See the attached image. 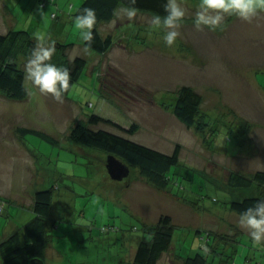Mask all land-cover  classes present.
<instances>
[{
  "label": "rangeland",
  "instance_id": "obj_1",
  "mask_svg": "<svg viewBox=\"0 0 264 264\" xmlns=\"http://www.w3.org/2000/svg\"><path fill=\"white\" fill-rule=\"evenodd\" d=\"M82 2L55 0L49 5L53 6L58 17L46 15L43 18L46 7L38 0H0V33L6 32L10 26V17L4 14L5 10L8 14L13 12L14 19L19 21L18 28L28 20L26 28L36 30L35 34L43 29L57 33L61 20L74 18ZM58 3L60 9H57ZM197 3L198 0H194V5L188 3L189 9L195 12ZM193 20L186 22L193 23ZM227 20L228 16L224 20L226 23L223 22V30H190L184 35L179 30L184 42L187 40L195 47L203 39L199 50L205 60H194L196 56L193 54L189 60L175 52L170 53L165 49L164 41L160 43L158 40L160 33L153 32L158 36V45L152 37L153 44L149 37L144 38L146 32L137 33L138 27L133 34L127 28L125 31L132 42L135 40L140 44V50L136 49L130 55L120 52L116 47L118 42H124L123 37L119 40L115 37L110 52L97 53L84 45L73 22H65L66 35H72L69 41L76 43L69 56L85 57L87 67L68 94L63 95L62 101H57L51 94L39 93L27 79L29 96L26 100H10L0 92V183L8 185L13 172L22 174L26 168L33 170L36 165L42 183L36 190L55 185L50 218L55 222L53 243L57 253L53 259L57 260L49 259V264H131L129 255L136 244L128 238L136 239L144 233L143 223L136 213L145 212L152 218L158 208L165 209L173 218L176 227L172 245L179 251L203 252L211 262L215 251L207 253L202 247L207 241L219 245L231 243L238 249L235 252L231 244L226 253L223 249L224 263L234 251L241 264L244 256L241 253L250 246V236L248 230L239 225L238 213L232 212L221 200L239 198L247 189L246 195L252 193L250 187L224 188L230 170L237 169L250 175L254 170L264 169V125L259 122L264 120V91H259L255 84L261 82L264 85V39L260 41V37H264V17L260 19L258 15L250 23L237 17ZM38 24L42 28H37ZM27 60L20 58L24 68ZM184 85L192 86L203 95V109L210 123L204 134L188 128L170 113L177 91ZM92 113L128 126L139 123L142 128L128 137L163 152L172 153L180 144V163L175 167L178 173L174 177L179 185L187 188L191 197L183 196L182 192L179 194L177 189L161 190V194L154 195L156 192L147 186L152 184L136 167H130V175L115 180L106 168L107 153L81 145L86 154L90 152L89 155L76 150L77 143L66 137L77 120L86 119ZM5 121L43 130L57 142L29 131L24 137L29 152L22 151L21 156L15 154L13 157L16 148L12 151L11 145L15 139ZM224 122L229 124H220ZM249 122L254 126L251 127ZM212 126L219 128L220 143L214 142ZM231 126H237L234 127L237 134L226 132ZM239 126L251 129L241 133L243 127ZM113 129L122 132L114 127L108 128ZM239 144L242 151L237 150ZM63 185H71V190ZM120 185L133 186L125 192ZM171 186L174 188L175 183ZM15 216L10 206H5L4 213L0 214V233L5 227L10 229ZM113 225L119 229L106 227ZM196 228L203 230L205 241L202 245V237ZM238 229L243 232L236 236L238 241L234 243L229 237ZM212 230L224 234V238L212 233L207 239V231ZM256 249V246L245 249L244 254L250 253L252 264H257L260 259L264 264L263 253Z\"/></svg>",
  "mask_w": 264,
  "mask_h": 264
},
{
  "label": "trees",
  "instance_id": "obj_2",
  "mask_svg": "<svg viewBox=\"0 0 264 264\" xmlns=\"http://www.w3.org/2000/svg\"><path fill=\"white\" fill-rule=\"evenodd\" d=\"M38 1L41 6L47 7L49 1L55 0ZM165 2L166 0H136L133 6L137 11L149 12L153 15H165L166 13L163 8ZM130 4L131 0H83L75 12V16L85 7L95 9L97 16V21L93 28L94 39L91 42V47L87 46L88 48L98 53H106L114 45L115 36L112 33L103 36L99 27L102 23L109 22L115 18L118 6L124 5L129 7ZM54 16L56 17V13H54ZM83 42L86 46L87 42ZM37 43L35 34L28 28L13 27L4 33H0V92L7 99L23 101L28 98L29 89L26 85L25 68L20 63V58L25 57L29 59V55ZM53 43L56 52L51 62L70 69V88L64 93L68 94L87 67V59L77 55L74 56L75 59L73 60V57L69 56L75 44L72 41L56 39ZM177 92L173 114L188 128H195L201 134L206 133V128L210 123L203 109L204 98L202 93L189 85L182 86ZM100 124L106 126L103 127ZM220 124L228 125L229 123L224 122ZM249 125L252 127L251 122H249ZM112 127L122 132H114V129L113 131L108 130V128L112 129ZM234 127L237 126H231V129L226 130V132L237 134ZM251 127H243L240 132L247 133ZM138 129L139 125L135 122L126 127L116 120L92 113L88 114L86 119H80L74 123L68 138L81 146L100 149L107 153V155H116L129 164L130 167L138 168L141 176L147 178L152 185L160 190L169 192L171 189H177L179 194L182 192L183 196L191 197V194H187V188L179 185L174 177L178 173L175 167L180 163L181 145L177 144L172 153L163 152L128 137V135L135 134ZM32 131L42 135L53 143L57 142L47 132L40 130ZM212 131L214 142L216 140L219 142V128L212 126ZM226 146L228 147V145ZM172 183H175L174 188L171 186ZM223 186L226 189L230 188V190L250 187L251 194L246 195L249 192L247 189L240 194L243 196L239 198L231 197L221 200L227 208L240 215L241 212L247 207L252 206L258 199H264V169L256 170L250 175L236 169L230 170L226 185ZM53 197L54 187L50 185L35 192L33 205L35 215L33 218L0 240V258L2 264H49L47 261V245L51 235L47 226L51 217ZM3 201L4 199L0 198V214L4 213L5 210L6 203ZM142 225L144 233L140 237L131 264H158L162 255L172 246L176 225L172 216L166 213L162 214L156 223H143ZM114 227L118 228L117 226ZM207 232L206 237L210 239L212 232ZM200 237H202V234ZM220 237L224 238V235L222 234ZM200 240L202 245L205 239L202 237ZM229 244L226 243L218 247L216 244L207 241L206 245L202 247L207 253L215 251V254L225 255ZM232 249L236 252L238 248L232 245ZM234 251L232 255H229L230 257L235 255ZM183 254L184 264H206L208 261L206 255L200 251L193 253L183 252Z\"/></svg>",
  "mask_w": 264,
  "mask_h": 264
},
{
  "label": "crops",
  "instance_id": "obj_3",
  "mask_svg": "<svg viewBox=\"0 0 264 264\" xmlns=\"http://www.w3.org/2000/svg\"><path fill=\"white\" fill-rule=\"evenodd\" d=\"M180 2L182 4V6L186 10V16L184 17L183 23L181 24L179 30L181 31V33L183 35L185 34V32L188 33V31H190V30H192L193 32H194V30L200 32L199 30H197L194 27V23H192V22H186L187 20L190 21L191 19H194V13L195 12L194 11H191L189 9V7H188V3L191 4V5H194V0H192V1H190V0H180ZM54 3H55V1H52L49 4H54ZM49 4L47 5V7L45 8V10L43 11V15H42L43 18L46 15H50V16H52V18H55L54 13H56V11L54 10L53 6H50ZM127 8L128 7H125L124 5L118 6V8L116 10V16H115V18L112 19L109 22L102 23L100 25L99 29H100V32H101V34L103 36H106L107 34L112 33L115 37H118V40H119L120 37H123L122 40L124 42H122V43H119L118 42V45L115 44V46L117 45L116 49H119L120 52H122V53H127L128 55H130L131 53H134L135 52L134 50L140 48V44L137 41H135V40H133V42H132V39L129 37V33L127 31H125L126 28L129 29V31H131V33L133 34V33H135V29L138 27L139 28V31L137 33H142V32L145 33L146 32V34L143 35L144 38L146 36L149 37V39L153 37V39L155 41H156V38L158 36L153 33L154 31H152L150 34H148V32L146 31V30H149V28H150V21H151V19L153 17V14H151L149 12L137 11L136 12V15L134 17H132L131 19H129L126 16V9ZM57 9H60L59 3L57 4ZM63 11H65V10H63ZM195 11H196V9H195ZM0 13H1V10H0ZM4 14H6L8 17H10V19H9L10 20V26L7 28V30L9 28L16 27V25H19V23H18L19 21L17 19H14V17H13L14 16L13 12H12V14H8L6 12V10H5L4 11ZM260 14H263V16H261ZM260 14H259V18L261 19V18L264 17V12H262ZM56 17H58V13H56ZM43 18H42V21H43ZM234 18H235V16H228V20L234 19ZM27 21L22 23V26L24 28H26V25L28 23ZM69 21L70 22H73V18L69 17L68 20H66V18H64V20H61V23L58 25V28H57V30H58L57 33L46 32L45 29H43V31H45V33H46L45 34L46 35L45 46H51L52 45V42L54 40H56V39H61L63 41H69V39H70V37L72 35L71 36L70 35H66V31H65V29H66L65 28V26H66L65 25V22H69ZM224 23H226V22H224ZM38 25L39 26H37V28L40 27V24H38ZM40 28H42V27H40ZM30 31L34 33V31H36V30H34V31L33 30H30ZM43 31L41 33H43ZM37 33H40V30H37ZM156 33L159 34V32H156ZM36 34H35V36H36ZM198 34H197V36H199ZM188 35H190V34H188ZM161 36H162V34L160 33L159 39H158V40H160V43H161V41H163L162 38H161ZM262 39H264V37H262V38L260 37V41ZM202 40L203 39H201L200 42H198L199 43L198 46L195 47V46H193V44L190 45L189 41H187V40H186V42H184L183 36L180 35L179 38H178V40H177L178 43L176 44V48L175 49L173 48V46L172 47H168L167 45H165L166 46L165 49L168 50V51H170V53H174V52L177 53L176 55H178L180 57H184L185 56V58H189L190 54H193V56H196L194 58V60H200V59L203 60L204 57L201 55L200 50H199V48L200 49L202 48L200 46ZM150 42L154 44V42L152 41V39H150ZM150 42H148V43H150ZM156 44L158 45V42L157 41H156ZM157 45H155V47ZM111 48L107 52H110ZM147 48L150 49V47H148V46H147ZM143 51H145V50H143ZM178 52H181L180 55L178 54ZM185 53H189V55L186 56ZM101 54H105V53H101ZM180 60H183V59L180 58ZM189 60H190V58H189ZM257 60L263 61V60H260V58H257ZM116 63H119V62H116ZM114 66H115V64H114ZM118 67L121 68L120 66H118ZM254 82H255V80H254ZM255 84H256V87H257V89L259 91L260 90L264 91V85L261 82H255ZM216 86L219 87V84L216 85ZM232 86L234 87L235 84H233ZM170 113L173 114V107L170 109ZM5 122L7 124V127L8 128H11V130H10L11 132L10 133H12V136L15 139V143L13 145H11V150L12 151H13L14 148H16V150H14V154L12 156L14 157L15 154L16 155H20L19 153L22 152V151L23 152H25V151L29 152L28 151L29 148H28V146H27V144L25 142V138H24L25 137V133H28L29 131H32V130H40V129L29 128V127H26V126H23V125H19V124H12V123L8 124V121H5ZM259 122H260V124L264 125V120L261 119V120H259ZM137 124L139 125V123H137ZM123 125L126 126V127H128L127 124L126 125L123 124ZM252 126H254V124H252ZM141 128H142V126L139 125V129L137 130V132ZM40 131H43V130H40ZM4 138L5 139H9V138H11V136H9V138L8 137H4ZM66 138H67V140H69L68 136ZM7 142H10V141H7ZM81 148L82 147L80 145L76 144L75 149L78 150L81 153L86 154ZM241 148L242 147L239 144L237 150H241ZM245 150H247V149H245ZM246 152H248V151H246ZM89 153L90 152H87L86 155H89ZM263 154H264V149H263ZM237 155L238 154H236V156ZM25 158H27V157H25ZM262 166H264V165H262ZM260 169H262V168H260ZM255 171L256 170H254V172ZM130 173H131V170H130ZM145 179L147 180V178H145ZM38 184H42V183L39 181V169H37L36 165H34L33 170L26 168V172H24L22 174H15L13 172L11 174V177L8 179V185H2L0 183V198L1 199H4L3 202L6 203L5 206L7 207L9 205L10 208H11V211L14 214H16L14 220L11 222L10 229H8V228L5 227L4 228V232L3 233H0V240L2 238H4V237H7L12 232H14L17 228L20 227L21 224H24L27 221H29L31 218H33V216L35 215L34 210H33L34 194L37 191L36 190L37 189L36 187H37ZM55 184H56V182H55ZM54 186L55 185H53V187ZM58 186L59 185H57V187ZM63 186L67 190H71V188H70L71 185H63ZM120 186H122L121 188H123V190L125 192H127V191H129V190L132 189V186L133 185H120ZM147 186L156 192L154 195L161 194L160 192H162L159 188H156L154 185H147ZM126 188H128V189H126ZM163 191L164 192H168V191H165V190H163ZM141 202L142 201H140V203ZM52 209H53V207H52ZM140 209H139V211H140ZM137 213H139V214H137ZM137 213H136V215L139 216V219H140V221L142 223L153 224V223H156L159 220V218H160V216L162 214H165L167 212H165V209H163V208H158L152 214V218H149V215L148 214H145V212H137ZM51 215H53V214L51 213ZM7 224L9 225V223H7ZM54 224H55L54 218H50L49 221H48V226H47L48 227V230L50 232V235H51L50 236V241H49V243L47 245V261L49 259H52L51 261L57 260V259H53L54 256H55V254L57 253V249H56V247L54 246V243H53V241H54L53 235H54V231H55ZM115 225H118V224H115ZM118 226H120V225H118ZM118 229H119V227H118ZM196 229H197L196 230L197 231V234H200L201 235L202 232H203V230H200L198 228H196ZM211 232L214 233V235H216V236L222 235L221 233L215 232L214 230H212ZM242 232L243 231H241L239 229L236 230L233 235L230 234V239L229 240H231L234 243H237L238 240H237V237L236 236L242 234ZM124 236H125V234H124ZM126 237L127 236H125V238ZM131 237L129 236V238H128L129 240H131L130 242L133 241V243L136 244V247H133L132 248V252L129 255V257H130L129 260H132L133 261L134 256H135V253H136V250H137V246L139 244V240H140L141 235L140 236H137L136 239L135 238H131ZM248 243L250 244L251 247L256 246V248H257L256 251L263 253L262 256H264V248H261L260 246L254 245L252 243V241H251V238L249 239ZM216 245L218 247L219 246H222V244H220V245L219 244H216ZM232 245L233 246H236L235 244H232ZM250 246H247L246 248H244V251H245V249H250L251 250V247ZM51 248H53V249H51ZM189 251L190 252H188V253H191V250H189ZM244 251L241 253V255L242 256L244 255V256L243 257L240 256L241 257V264H248V261L249 260H251L250 261L251 262L250 264H252V259L253 258H251V259L249 258V254L250 253H247V255H245L244 254ZM178 252H180V253H178ZM183 255H184L183 252L181 253V251H179L178 247L172 245L171 248L167 252H165L162 255V257L159 259L158 264H184ZM214 256L215 257L212 259V261L211 262H208L207 261L206 264H223L224 263L223 256H225V255H216V254H214ZM237 256L238 255H235L233 257H230L229 256L228 257L229 260H227L224 264H239V262L236 259ZM262 260H264V258ZM0 264H2L1 258H0ZM257 264H263V262L261 261V259H260L259 262H257Z\"/></svg>",
  "mask_w": 264,
  "mask_h": 264
},
{
  "label": "clouds",
  "instance_id": "obj_4",
  "mask_svg": "<svg viewBox=\"0 0 264 264\" xmlns=\"http://www.w3.org/2000/svg\"><path fill=\"white\" fill-rule=\"evenodd\" d=\"M136 0H131L126 9V16L131 19L137 9L133 6ZM165 15L154 14L150 21V32H159L168 47L176 44L179 28L186 16V10L180 0H166L163 4ZM264 12V0H198L194 13V27L203 31L223 30L226 16H235L242 21L251 22L252 19ZM97 16L93 8L85 7L73 18L75 29L79 30V37L91 47L94 39L93 28ZM38 41L32 49L25 65L26 79L31 81L35 89L41 94H51L57 101H62L63 95L70 88V69L63 65L52 63L56 52L54 43L45 46L46 35L36 34ZM75 59L74 57L72 58ZM239 225L248 230L254 245L264 248V199H258L252 206L247 207L239 216Z\"/></svg>",
  "mask_w": 264,
  "mask_h": 264
},
{
  "label": "water",
  "instance_id": "obj_5",
  "mask_svg": "<svg viewBox=\"0 0 264 264\" xmlns=\"http://www.w3.org/2000/svg\"><path fill=\"white\" fill-rule=\"evenodd\" d=\"M106 168L115 180H121L130 174V166L114 154H109L106 159Z\"/></svg>",
  "mask_w": 264,
  "mask_h": 264
},
{
  "label": "built area",
  "instance_id": "obj_6",
  "mask_svg": "<svg viewBox=\"0 0 264 264\" xmlns=\"http://www.w3.org/2000/svg\"><path fill=\"white\" fill-rule=\"evenodd\" d=\"M106 227L115 228L114 226H106ZM115 229H116V228H115Z\"/></svg>",
  "mask_w": 264,
  "mask_h": 264
}]
</instances>
